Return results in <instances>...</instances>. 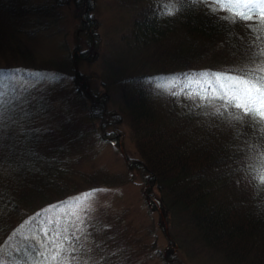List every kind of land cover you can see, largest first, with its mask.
<instances>
[{
	"label": "trees",
	"instance_id": "16d2710c",
	"mask_svg": "<svg viewBox=\"0 0 264 264\" xmlns=\"http://www.w3.org/2000/svg\"><path fill=\"white\" fill-rule=\"evenodd\" d=\"M121 1L134 10L121 35L124 49L113 50H124L126 60L121 67L109 65L120 72L114 81L146 184L175 218L170 240L183 236L201 243L225 264H264V17H242L257 3ZM32 3L0 0L1 54L9 42L22 51L25 40L16 22L25 18L19 21V7H32L26 18L47 15L44 2ZM96 21L84 16L81 24L88 34L81 46L95 44L93 51ZM242 21L251 24L244 41ZM67 67L69 81L75 79L79 69L72 62ZM48 75L24 63L0 66V264H139V250H128L117 225L102 216L92 218L98 224L91 240L74 254L62 248L54 255L49 242L43 245L44 206L58 207L77 195V202L84 201L97 188L120 184V177L95 168L99 146L116 144L90 130L92 119H105L104 105L86 107L99 99H91L84 84L60 99L64 108L51 111L48 91L34 102V87ZM72 98H79V106H67ZM82 135L91 148L74 154L67 144ZM120 149L127 162L123 144ZM87 180L90 186L82 188Z\"/></svg>",
	"mask_w": 264,
	"mask_h": 264
},
{
	"label": "rangeland",
	"instance_id": "374dc122",
	"mask_svg": "<svg viewBox=\"0 0 264 264\" xmlns=\"http://www.w3.org/2000/svg\"><path fill=\"white\" fill-rule=\"evenodd\" d=\"M32 2H44L41 6L47 9V15L43 16L45 18L25 17L26 13L33 12L30 6ZM252 3L257 4L250 12L247 9L248 15L242 17H264V0H252ZM30 5L19 7L22 10L19 21L25 18L23 23L16 22L15 18L9 20L16 22L21 28L25 40L22 51H14L11 42L5 44L4 54L0 53V66L24 63L50 74L34 87L32 99L35 102L41 91H48L53 101L47 104L53 105L51 111L53 108H64L60 99L73 89V86H79L81 89L84 84L91 99H99L94 105L88 104L86 107L92 110L93 106L103 104L106 110L104 120H91L90 130L116 140L115 145L107 140L99 146L95 152V168H103L99 170L103 171L106 177H120V184L97 188V191L90 192L84 201L77 202V195L61 206H44L42 209L45 215L39 228L44 235L43 245L49 242L48 248L54 255L62 248L69 254H74L77 247L89 244L90 231L98 224L97 220L92 218L102 216L106 223L117 225L119 234L125 237L124 244L128 250L131 247L139 250V264H225L222 258L210 256L207 249L201 248V243L186 237L184 239L183 236H177L176 242L170 240V233L176 232L173 221L175 218L164 213L156 201L159 195L155 196L149 189L146 184L148 178L140 168L141 161L134 143L135 136L123 115L125 111L121 100V87L114 81L116 77L121 78L120 72H115L109 65L114 61L121 67L126 60L124 50L119 49L117 56L113 50L120 46L121 35L132 22L134 10L121 0H30ZM84 16L88 21L95 22V19H99L94 29L97 35L90 32V39L97 41L95 51L92 50L95 44L87 48L81 46L82 41L88 39V34L81 27ZM35 20L39 21L41 26L36 25ZM242 25L244 41L250 34L251 24L242 21ZM252 25L256 28L258 26ZM13 31L19 32V28L8 33L12 36ZM120 48L124 49L122 46ZM80 49L83 50L82 53H79ZM75 53H78L76 57L73 55ZM67 62L76 65L80 72L70 81L67 75L71 70L67 71ZM128 73L130 71L125 72V76ZM14 89H17L15 84L10 90L13 92ZM66 100L68 107L79 106V98ZM47 101V98L43 99V104ZM83 112H87V109ZM115 125L119 131L114 129ZM82 138L83 135L72 139L67 148L74 154H84L92 144H83ZM122 144L128 155L127 162L125 158H121ZM87 174L89 175V170ZM88 182L87 180L81 187H89ZM143 193H147L148 198Z\"/></svg>",
	"mask_w": 264,
	"mask_h": 264
},
{
	"label": "snow or ice",
	"instance_id": "6c2138e0",
	"mask_svg": "<svg viewBox=\"0 0 264 264\" xmlns=\"http://www.w3.org/2000/svg\"><path fill=\"white\" fill-rule=\"evenodd\" d=\"M246 7H247V5H246ZM256 91H257V94L259 95L261 92V89L257 88ZM262 99H264V97H262ZM237 107H243V105L237 104ZM260 115L264 116V111H260Z\"/></svg>",
	"mask_w": 264,
	"mask_h": 264
}]
</instances>
